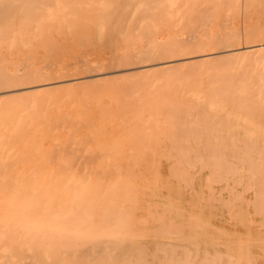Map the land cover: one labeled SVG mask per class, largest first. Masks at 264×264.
Here are the masks:
<instances>
[{"label":"bare ground","instance_id":"obj_1","mask_svg":"<svg viewBox=\"0 0 264 264\" xmlns=\"http://www.w3.org/2000/svg\"><path fill=\"white\" fill-rule=\"evenodd\" d=\"M49 1L0 0V122L41 138L23 263L264 264V33L194 31L234 0H185L184 32Z\"/></svg>","mask_w":264,"mask_h":264},{"label":"rangeland","instance_id":"obj_2","mask_svg":"<svg viewBox=\"0 0 264 264\" xmlns=\"http://www.w3.org/2000/svg\"><path fill=\"white\" fill-rule=\"evenodd\" d=\"M96 1H99V0H95L94 2L96 3ZM131 1H133V2L136 3L135 6H134L136 8H133V9H138V7H139L140 10H141V14L140 15H141V18H142V24L145 27L146 32H147V30L149 32L151 31V29H149L148 25L149 26L154 25V22H153V20H151V18L152 19L153 18H156L157 20H155V19L154 20L157 21L159 24L162 25V27H163V29L161 30L162 32H184V30H187L186 29L187 28L186 27V24L184 23V20L182 19V16H184L185 13H184V15H182L183 12L180 11V9L183 10L182 7L184 9H186V7H188V6H185L186 5L185 4V0H183L184 1L183 3H182V0H181L180 4L182 3V5L179 4V1L180 0H177V3H175L176 0H168L167 2H166V0H131ZM187 1L188 0H186V2ZM199 1L200 2H204V3L198 4V7H199L198 9H202V6L205 5V1H207V0H199ZM242 1H243V3H242ZM171 2L173 4L172 5V8H171L172 11L170 13H165V12L163 13L162 10L164 8V5L165 4H168V3H171ZM191 2H192V0H190V5H189V1L187 2V4L189 5V8L191 6ZM247 2H248V0H240V1L239 0H234L233 7H231V10L228 9L229 12H226L227 8L225 6L219 7L218 12H216L217 13L216 14V17H215V13H213L214 15H211L212 20L209 21L210 22V25H207V26L205 25L206 27L203 26L204 28L200 27L199 28L200 30L199 29L198 30L195 29L194 31L195 32H201V31L202 32H207L205 30H207V28H208V32H216V31L218 32V27H219L220 32H224L227 29L226 32H232V33L239 32L241 34H244L243 32L246 33V31H248L247 33H251V34H253V33L254 34L264 33V0H259V3L257 2V3H254V4L253 3H250V2H248V3H250V4H248ZM64 4H66V0H50L49 1V5H47L46 7H47V9H51V8H54V7L62 6ZM177 4H178V6H180L179 10L177 8ZM175 5H176V8H174ZM241 5H243V6H241ZM257 7L258 8L260 7V9L258 10ZM203 8H205V6ZM232 9L233 10L236 9V11L238 10L237 11L238 12V15H237V13H236V16H235V14L233 15L231 12H233V13H235V12L232 11ZM153 12H154V15H153ZM179 12H181V14ZM228 13L230 15H228ZM178 15H179V18L177 17ZM232 15H233V17H232ZM168 16H169V19L168 20L169 21L171 20L170 22L174 21V19H175L176 22L174 21V23L173 22L172 23H169V21L166 19V18H168ZM190 16L192 17V15H190ZM195 16H197V15H195ZM198 16H200V15L198 14ZM188 17H189V15L187 13L186 16H185V19L188 18ZM229 18H231V19H229ZM181 19L183 20V22L181 21ZM220 21H221V23H219ZM209 22H208V24H209ZM176 23H177V25H176ZM180 23H181V25H180ZM164 25H166V26H164ZM220 25H222V26H220ZM235 25H236V27H235ZM181 26L184 27V28H182V29L178 28V27H181ZM232 27H233V29L236 28V29H234L235 31L232 29ZM201 28L204 29V30H202ZM188 30L190 31V29H188ZM146 32H145V34H147ZM2 117L3 116H0L1 121L7 118L5 116L2 119ZM22 117L25 118V116H20V118H22ZM16 118L19 119V117H16ZM6 127H8V128H6ZM17 128L19 129V127H18V125L16 123H13L10 126H6V125H4L3 123L0 122V139H1V142H3V144L0 142L2 144L0 146H3V145L6 146V147H3V149H1L2 147H0V164H1L0 165V172H1L0 173V175H1V177H0L1 178L0 179V197L2 199H4L3 202H1V204H0V226H3V229L2 230L6 232V235H5V233L3 234V232L0 234V237L3 236V238H4L3 240H1L2 238H0V241L2 242V243L0 242V250L3 248L1 250V252H0V255L5 256V257L6 256L7 257L9 256V258L6 259L7 262L5 261L4 257L2 258L0 256V261H1V259L3 260L1 262L2 264L3 263H5V264H19V263L20 264H24L25 262L27 263L29 261V259L26 258L24 252H22L23 249L29 250V246L27 247V244H26L27 238H28V235L29 234L28 235L26 234V236L23 238L21 234H23L25 231H23V233H22L20 230L19 231L17 230L18 228H16V230H14V229H15V224H18V223H21V224L24 223L23 226L20 224V227L22 226V229H25L26 226H27L26 223H28V219L30 217L29 212H28V211H30V208H29V206H30V204H29L30 199L28 198L29 197V194H27V193H29L28 192V190H29V181L27 179L30 176L32 177L34 175L33 172L30 171L31 169L33 171H34V168H35V170L38 169V167H36V163L39 166V162H38L39 157L37 156L38 157L37 158L35 156V153L38 152L37 151V148H38L37 146H38V142L40 141L41 138L38 136V138L35 139L34 142L32 143L33 140H31L30 137H26V136L24 137V135H20L19 132H18V134L16 136V132L18 131ZM13 138H15L16 142H14V139ZM16 138L18 139V143L19 144L21 143L20 145H18ZM29 142H30V144H29ZM15 143L17 145H15ZM27 143H28V145H27ZM10 144L12 146H10ZM14 145L16 146L17 149L13 148V150H12L11 148ZM32 145H33V147H32ZM8 146H9V148H8ZM27 146H29L31 148L28 150L29 147H27ZM33 149H35V150H33ZM18 152H20V153H18ZM17 154L18 155L20 154V155L17 156ZM32 156L33 157L35 156L37 158V161H35L36 159H34ZM39 156H40V154H39ZM17 158H19V160L21 161V164L22 163L24 164V168H23V165L20 164V161L19 162H16V161H18ZM40 159L42 160L41 156H40ZM41 160H39V161L41 162ZM33 162L35 164H33ZM28 167H29V169H28ZM21 168H23V170H21ZM12 170H13V173H12ZM26 170H27V172H26ZM26 174H27L28 178L26 177ZM10 177L12 179H10ZM21 179H23V180H21ZM25 179L27 180V182H26ZM8 180H9V182H8ZM21 181H23V182H21ZM9 184H11L10 186H12V187L9 188ZM24 184H25V186H28V188H26L24 186ZM6 187L8 189H6ZM22 187H24V188H22ZM25 188L28 189L27 192L24 191ZM1 189H2V191H1ZM9 189H10V191H9ZM17 190H20L19 192H21V193L18 194ZM22 191H24V192L22 193ZM16 192L19 195V197H17L18 195L14 194ZM17 198H18V200H17ZM22 199H25L26 201L25 200H22ZM7 200L9 202H11V203H9ZM14 202L16 203V205L15 204H12ZM23 202L25 203V205H23ZM6 204L7 205H10V206L12 204L14 206L10 207V206H6ZM19 204L21 206L20 208H19ZM22 205L24 207H22ZM5 206L7 207L6 209H5ZM14 208H16V209H14ZM20 209L22 210L21 212L19 211ZM14 211H16L17 213L20 212L19 213L20 214V217H19V214H17L18 217L15 218L16 216H14L13 213H16V212H14ZM2 212H3V214H2ZM4 212H7V213L4 214ZM11 212H13V213H11ZM21 215H25V216L26 215H29V216H26L27 217V220H26L25 216L21 218ZM9 217L11 219L10 221L13 220L15 222V220H17L14 223V225L12 224L13 221L10 223L11 225L9 224ZM20 219H21L22 222H20ZM6 224H7V226H6ZM11 226H13V227H11ZM16 227H17V225H16ZM18 227H19V225H18ZM13 232H14V234H16V235L13 234L14 237H15V241L12 238L6 240V236L8 235V233H9V236L11 237L12 236L11 234ZM18 232H20L21 234H19ZM243 232L246 233L247 232V229H243ZM7 238H9V237L7 236ZM25 238H26V240H25ZM12 240H13V242L11 243ZM7 241L11 243L12 249H14L17 246L16 249H14L13 251L15 252V254H16V252L19 253V255L21 254L20 257L17 255L18 257L13 258L15 256V254L12 251L11 248H8V246L9 247H11V246H10V244H8ZM14 242H17V243L16 244H13ZM27 243L30 244V241L27 242ZM3 245H4V247H2ZM5 246H7V247H5ZM259 249H260V247H258L257 249H255L256 253L258 252ZM24 256H25V260L26 261L23 263L22 258L24 259ZM17 258H19V259H17ZM9 259L11 261L10 263H8L9 262L8 261Z\"/></svg>","mask_w":264,"mask_h":264}]
</instances>
